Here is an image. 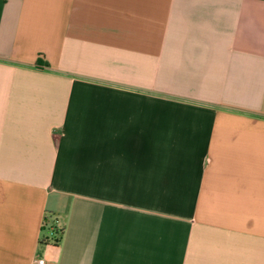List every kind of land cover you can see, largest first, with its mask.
<instances>
[{
	"label": "crops",
	"instance_id": "0c3cea01",
	"mask_svg": "<svg viewBox=\"0 0 264 264\" xmlns=\"http://www.w3.org/2000/svg\"><path fill=\"white\" fill-rule=\"evenodd\" d=\"M41 259L264 264V0H0V264Z\"/></svg>",
	"mask_w": 264,
	"mask_h": 264
},
{
	"label": "rangeland",
	"instance_id": "374dc122",
	"mask_svg": "<svg viewBox=\"0 0 264 264\" xmlns=\"http://www.w3.org/2000/svg\"><path fill=\"white\" fill-rule=\"evenodd\" d=\"M163 172H164V185L166 187V191L187 190V185L183 183L181 176L179 177V171L175 169V167L172 164L165 161ZM87 183L89 185H92L91 176L87 179ZM169 202H171V198L166 195V203ZM178 213L180 215L179 218L181 219V223H187L190 226L191 223L188 217V212L186 210H181V211L179 210Z\"/></svg>",
	"mask_w": 264,
	"mask_h": 264
},
{
	"label": "built area",
	"instance_id": "2783aa9c",
	"mask_svg": "<svg viewBox=\"0 0 264 264\" xmlns=\"http://www.w3.org/2000/svg\"><path fill=\"white\" fill-rule=\"evenodd\" d=\"M34 264H45V261L43 259L38 260L37 262H35Z\"/></svg>",
	"mask_w": 264,
	"mask_h": 264
}]
</instances>
